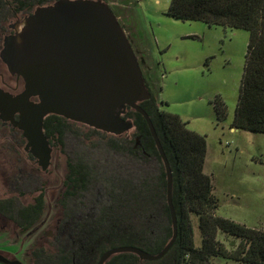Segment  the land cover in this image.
I'll list each match as a JSON object with an SVG mask.
<instances>
[{"label":"trees","instance_id":"trees-1","mask_svg":"<svg viewBox=\"0 0 264 264\" xmlns=\"http://www.w3.org/2000/svg\"><path fill=\"white\" fill-rule=\"evenodd\" d=\"M54 1L0 0V22ZM111 9L119 16L112 5ZM167 14L248 32L232 128L264 133V0H170ZM142 73L150 97L139 105L149 116L170 167L177 235L158 260L118 253L108 264H214L217 259L224 264H264V229L217 214L212 178L203 170L206 137L189 130L178 114L160 109L153 74L147 67H142ZM215 108L224 115L225 105L219 98ZM123 117L133 123V129L123 135L59 115L44 118L43 130L52 147L64 152L71 141L68 152H64L62 205L71 211L62 221L65 236L59 237L60 245L50 255L58 260H45L44 264H87L93 253L119 246L157 254L171 239L167 173L155 140L139 112L126 107ZM193 215L198 219L200 246L194 243ZM219 234L238 242L229 249Z\"/></svg>","mask_w":264,"mask_h":264},{"label":"rangeland","instance_id":"rangeland-1","mask_svg":"<svg viewBox=\"0 0 264 264\" xmlns=\"http://www.w3.org/2000/svg\"><path fill=\"white\" fill-rule=\"evenodd\" d=\"M104 2L121 17L141 67L153 74L159 87V108L178 114L189 130L206 137L203 170L212 178L217 214L264 229V133L232 128L248 32L168 16L170 0ZM216 98L225 105L224 115L215 108ZM70 145L71 141L66 143L65 153ZM64 152L53 149L48 169L43 173L33 171L40 188L34 182L28 191L37 193L42 187L48 188L50 199L56 195L66 174ZM5 190L0 180V194ZM193 230L195 246H200L198 219L194 215ZM218 237L229 249L238 242L224 234ZM214 264L224 261L217 259Z\"/></svg>","mask_w":264,"mask_h":264},{"label":"water","instance_id":"water-1","mask_svg":"<svg viewBox=\"0 0 264 264\" xmlns=\"http://www.w3.org/2000/svg\"><path fill=\"white\" fill-rule=\"evenodd\" d=\"M10 28L14 33L4 38L0 59L10 73L22 78L24 89L16 97L2 94L0 102L20 114L17 126L42 170L48 168L52 152L43 133L46 116L59 115L113 135L133 129L132 120L123 117L126 107L145 118L167 173L172 237L157 254L119 246L103 252L97 264L118 253H134L142 260L160 259L177 235L171 171L151 120L139 105L150 93L140 58L119 17L103 0H55L35 7ZM29 97L38 102H30ZM0 262L21 264L2 255Z\"/></svg>","mask_w":264,"mask_h":264},{"label":"flooded vegetation","instance_id":"flooded-vegetation-1","mask_svg":"<svg viewBox=\"0 0 264 264\" xmlns=\"http://www.w3.org/2000/svg\"><path fill=\"white\" fill-rule=\"evenodd\" d=\"M32 11L20 12L12 19L0 22V51L4 38L14 33L10 24L28 16ZM23 89L22 78L10 73L0 59V98H3L2 94L16 97ZM29 101L36 103L38 99L29 97ZM19 121L20 114L13 112L3 101L0 102V180L6 189L0 194V255L21 264H44L55 253L57 245H60L59 237L65 236L62 221L71 209L62 206L64 179L51 199L47 194L48 188L41 187L37 193L28 191L30 187L39 186L38 181H34L33 171L43 173L48 168L42 170L37 159L29 152L27 139L17 126ZM47 141L53 152L54 147L48 138ZM106 250L93 253L87 264H97ZM112 256L104 264H108Z\"/></svg>","mask_w":264,"mask_h":264},{"label":"crops","instance_id":"crops-1","mask_svg":"<svg viewBox=\"0 0 264 264\" xmlns=\"http://www.w3.org/2000/svg\"><path fill=\"white\" fill-rule=\"evenodd\" d=\"M119 17V16H118ZM121 19V17H119Z\"/></svg>","mask_w":264,"mask_h":264}]
</instances>
